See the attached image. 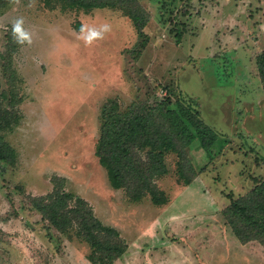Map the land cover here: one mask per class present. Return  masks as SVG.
Segmentation results:
<instances>
[{
  "label": "rangeland",
  "instance_id": "rangeland-1",
  "mask_svg": "<svg viewBox=\"0 0 264 264\" xmlns=\"http://www.w3.org/2000/svg\"><path fill=\"white\" fill-rule=\"evenodd\" d=\"M138 2L147 19L142 34L122 9L63 11L41 0H6L0 8L1 106L12 96L3 64L17 20L31 40L12 51L20 122L0 132L16 150L14 164L0 160V264H90L89 244L32 205V197L52 192L55 175L119 230L128 249L117 264H264L262 240H241L225 215L264 180V80L256 60L264 51V0ZM105 23L110 33L88 45L82 26ZM166 97L197 101L220 139L210 151L198 139L187 148L188 185L178 154L167 156V174L153 180L167 204L150 195L134 202L112 186L96 155L104 104L116 99L128 110Z\"/></svg>",
  "mask_w": 264,
  "mask_h": 264
},
{
  "label": "trees",
  "instance_id": "trees-1",
  "mask_svg": "<svg viewBox=\"0 0 264 264\" xmlns=\"http://www.w3.org/2000/svg\"><path fill=\"white\" fill-rule=\"evenodd\" d=\"M47 7L64 10L95 7L122 9L131 18L139 34L147 19L140 16L139 0H41ZM6 0H0V8ZM13 33L7 42L4 72L9 78L12 92L9 106L0 105V132L12 130L21 119L19 104L23 98L16 90V69L13 67L12 51L17 49ZM257 66L264 80V51L257 58ZM8 97L6 89L2 91ZM4 105V106H3ZM220 133L206 123L199 104L194 99L182 97L172 101L169 97L149 104L133 102L128 110H122L116 99H109L101 115V136L96 144V155L108 172L110 182L116 189H125L129 199L141 201L151 196L154 204L162 206L169 197L160 190L154 178L167 174V156L177 153L180 164L179 177L186 185L192 181L194 172L187 148L199 140L210 151L219 141ZM145 154V157H144ZM16 150L0 136V160L15 163ZM52 192L32 197V205L43 218L62 233L75 230V236L89 244L88 258L94 264H114L128 249L118 229L104 224L89 202L73 192L65 190L66 179L55 175ZM229 225L243 241L260 239L264 243V180L245 195L234 199L225 210ZM73 237V236H72Z\"/></svg>",
  "mask_w": 264,
  "mask_h": 264
},
{
  "label": "clouds",
  "instance_id": "clouds-1",
  "mask_svg": "<svg viewBox=\"0 0 264 264\" xmlns=\"http://www.w3.org/2000/svg\"><path fill=\"white\" fill-rule=\"evenodd\" d=\"M16 2H19V0H16ZM30 3H34V0H30ZM23 20L22 18L17 20L15 24L13 25V37L14 39L20 38L17 40L18 43H22L23 40L28 39L27 34L25 33L23 27ZM111 26L107 23L100 25L99 27H88V26H82L81 32H86L87 35L85 36V42L88 45H91L93 42L97 40H102L105 38V36L110 33ZM28 42L31 43V40L28 39Z\"/></svg>",
  "mask_w": 264,
  "mask_h": 264
},
{
  "label": "crops",
  "instance_id": "crops-1",
  "mask_svg": "<svg viewBox=\"0 0 264 264\" xmlns=\"http://www.w3.org/2000/svg\"><path fill=\"white\" fill-rule=\"evenodd\" d=\"M90 252H91V249L89 250V253H90ZM126 252H127V251H126ZM126 252H125V254H126ZM89 253H88V255H89ZM125 254H124V255H125ZM88 255H87V260H88V262H89L90 264H94V263L88 258ZM124 255H123V256H124ZM123 256H122V257H123ZM122 257H121V258H122ZM121 258H119L118 260H116L114 264H117V262H118Z\"/></svg>",
  "mask_w": 264,
  "mask_h": 264
}]
</instances>
